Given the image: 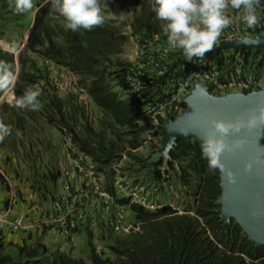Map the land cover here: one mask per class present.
I'll list each match as a JSON object with an SVG mask.
<instances>
[{
    "label": "trees",
    "instance_id": "trees-1",
    "mask_svg": "<svg viewBox=\"0 0 264 264\" xmlns=\"http://www.w3.org/2000/svg\"><path fill=\"white\" fill-rule=\"evenodd\" d=\"M7 5L6 0H0V18L13 11L5 10ZM33 5L24 45L16 56L0 50V61L10 64L17 60L13 98L28 87H39L42 107L19 108L13 99L4 100L0 102V121L9 128H21L22 117H42L64 129L77 149L100 164H107L125 146L134 147L143 130L136 123L140 105L128 91V62L121 53L130 35L139 39L159 33L165 39L163 22L156 19L152 0H100L104 22L91 30L74 32L65 29L51 0H33ZM123 17L129 20V32L123 30ZM46 59L76 75L78 85L99 110V130L88 125L87 112L74 92L58 94L54 81L48 78ZM119 90H124L125 96L120 97ZM201 142L180 137L168 158L159 155L156 160H150V154L139 157L128 152L155 176L159 174L157 166L166 165V171L170 170L180 183L184 212L178 213L167 205L154 211L132 206L141 222L140 230L110 234L109 256L94 251L92 236L88 234L84 258L49 251L41 239H36L17 246L15 257L0 251V264H264V244L252 241L233 218L226 220L221 214L219 168L208 167L201 156ZM57 176L58 172L55 181Z\"/></svg>",
    "mask_w": 264,
    "mask_h": 264
},
{
    "label": "built area",
    "instance_id": "built-area-1",
    "mask_svg": "<svg viewBox=\"0 0 264 264\" xmlns=\"http://www.w3.org/2000/svg\"><path fill=\"white\" fill-rule=\"evenodd\" d=\"M257 10L261 20L249 27L240 19L242 9L229 7L226 12L233 23L222 30L211 50L192 60H187L180 49L170 46L159 33L142 35L139 39L130 35L125 79L129 93L140 105L136 123L143 130L137 144L125 146L107 164H100L77 149L69 134L60 130L66 156L56 178L55 192L43 204L33 199L30 216L17 211L13 181L0 166V174L8 186L6 200L0 206V237L5 233H52L60 246H47L50 251L84 258L90 234L94 251L104 257L109 253L96 239L97 231L101 229L107 239L109 234L139 231L141 222L135 217L132 206L154 211L167 205L178 213L184 212L180 183L170 170L166 171V165H158L159 174L155 176L128 152L139 157L159 154L164 125L184 112L185 98L198 82H204L215 95L245 93L264 87V49L220 48L224 42L264 35V2ZM45 62L50 63L47 59ZM58 67L67 77L63 87L54 81L58 92H74L87 113L92 107L96 108L86 90L78 85L76 75L64 66ZM118 92L120 97L126 94L124 90ZM32 196L38 197L36 192H32ZM82 245L84 254L78 252Z\"/></svg>",
    "mask_w": 264,
    "mask_h": 264
},
{
    "label": "water",
    "instance_id": "water-1",
    "mask_svg": "<svg viewBox=\"0 0 264 264\" xmlns=\"http://www.w3.org/2000/svg\"><path fill=\"white\" fill-rule=\"evenodd\" d=\"M233 46L264 49V35L228 41L220 48ZM264 59V54H263ZM182 114L169 119L162 130L160 154L169 157L178 138L203 137L214 131L212 120L240 122L238 131L226 136L228 144L239 141V147L221 153L223 168H219L220 212L226 220L233 218L255 243L264 244V123L259 117L264 106V87L245 93L215 95L204 82L195 84L185 98ZM249 164L250 167H245Z\"/></svg>",
    "mask_w": 264,
    "mask_h": 264
},
{
    "label": "clouds",
    "instance_id": "clouds-1",
    "mask_svg": "<svg viewBox=\"0 0 264 264\" xmlns=\"http://www.w3.org/2000/svg\"><path fill=\"white\" fill-rule=\"evenodd\" d=\"M264 0H152V10L156 19L162 21L161 30L167 43L182 51L187 60L203 57L216 43L222 30L233 23V18L226 10L242 9L240 19L249 27L256 26L261 20L257 6ZM51 5L63 18V26L71 31L91 30L101 25L105 16L100 0H51ZM11 6L18 13L28 12L33 8V0H11ZM16 73L7 62L0 61V90L13 85ZM39 87H28L13 98L12 103L19 108L37 110L42 107L38 97ZM257 123H264V106L259 117L252 118ZM214 131L207 133L201 142V156L212 168H223L221 153L239 147L240 142L228 144L226 136L238 131L240 122L212 120ZM9 127L0 121V140L9 134ZM245 167H250L246 164Z\"/></svg>",
    "mask_w": 264,
    "mask_h": 264
},
{
    "label": "rangeland",
    "instance_id": "rangeland-1",
    "mask_svg": "<svg viewBox=\"0 0 264 264\" xmlns=\"http://www.w3.org/2000/svg\"><path fill=\"white\" fill-rule=\"evenodd\" d=\"M12 16L14 18H22V20H19L22 22L19 27L21 30H25L29 24V11L26 13L16 12ZM123 19L126 23L123 26V30L129 32V20L125 17H123ZM21 30L19 31L23 32ZM20 32H18L19 35ZM0 34L2 35L3 32L0 31ZM5 41L13 48L15 56L23 46L21 35L17 37L16 40ZM3 45L7 46L5 43H3ZM129 48V43H126L121 53L122 58H126V54L129 53ZM10 65L17 74V60L15 59ZM48 78L59 83L62 87L65 80H67L66 74L64 72L61 73L60 68L51 63H49ZM12 87L13 85L0 90L1 100L5 98L10 100L13 99ZM67 92L68 90H62L58 92V94L65 96ZM81 106L83 110L86 111L84 105L82 104ZM18 112L21 113V111ZM98 116L99 110L94 107L87 113L88 125L95 130L100 129ZM21 123H23L21 128L12 126L9 128V134L6 135L3 140H0V166L13 181V188L19 197L36 192L39 198L49 200L52 198L56 189V181L54 178L63 165L66 156V145L60 134V130L62 129L45 122L42 117H38L35 120L22 117ZM77 129L79 131L81 130L79 126ZM159 155L161 154L159 153L151 156L150 160H156ZM3 181L0 174V182L5 187V190L8 191V186L6 183L3 184ZM103 233L104 232L100 229L97 231L95 237L104 244L106 252L110 254L108 250L110 238H105ZM109 236L111 235L109 234ZM0 244V251L2 253L10 254L14 257L16 256L17 246H19V244L11 240L1 242ZM48 245L51 246L50 243ZM82 253L84 254V249H82L80 254Z\"/></svg>",
    "mask_w": 264,
    "mask_h": 264
},
{
    "label": "crops",
    "instance_id": "crops-1",
    "mask_svg": "<svg viewBox=\"0 0 264 264\" xmlns=\"http://www.w3.org/2000/svg\"><path fill=\"white\" fill-rule=\"evenodd\" d=\"M6 1H7L8 5L5 8V10L12 9L13 11L4 13L3 14L4 17L0 18V31L3 32L2 35L0 34V50H3V51L8 52V53H12L15 56V51L13 50L12 47L9 46V43L5 40H16L17 37H19L21 35L22 44L24 45L28 29H29L31 22H32V19H33L34 9L32 8L31 10H29L30 19H29L28 26L26 27L25 30H21L19 26L21 25L22 22L19 20H22V18L21 17L14 18L12 16L16 13V11L11 6V0H6ZM0 8H1V6H0ZM19 30H21L23 32H20ZM18 32H20V35ZM3 43H5L7 46H4ZM4 100L6 102L11 101L8 98H5ZM4 100H1V95H0V102L4 101ZM4 183L5 182L3 181V184ZM7 194H8V191L5 190V187L0 182V206H2L4 204L6 197H7ZM33 199H36V201L40 204L44 203L43 202L44 199H41L39 197L35 198L32 196V193L25 194L24 196H21V197H19L17 195V211L24 212V214L27 213V216H30V214H31L30 208H31V205L33 203ZM79 236H80V239L82 238V241H84L82 233H79ZM36 239H41V241L46 246H49L48 245L49 243L53 247L60 246L59 244H57V241H55L52 233H43L42 235H39L37 232H27V233L18 232V233H14V234L5 233L4 236L0 237V242H5L8 240H11V241H13L19 245H22V244L33 243V241ZM82 249H83V245H82V248L79 247L78 252H81Z\"/></svg>",
    "mask_w": 264,
    "mask_h": 264
}]
</instances>
